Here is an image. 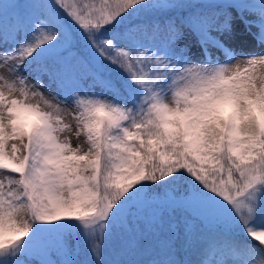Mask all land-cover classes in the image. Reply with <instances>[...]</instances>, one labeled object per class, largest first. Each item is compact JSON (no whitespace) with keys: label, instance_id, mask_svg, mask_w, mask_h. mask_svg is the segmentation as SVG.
<instances>
[{"label":"snow or ice","instance_id":"6c2138e0","mask_svg":"<svg viewBox=\"0 0 264 264\" xmlns=\"http://www.w3.org/2000/svg\"><path fill=\"white\" fill-rule=\"evenodd\" d=\"M252 42L264 0L0 3V264H264Z\"/></svg>","mask_w":264,"mask_h":264},{"label":"rangeland","instance_id":"374dc122","mask_svg":"<svg viewBox=\"0 0 264 264\" xmlns=\"http://www.w3.org/2000/svg\"><path fill=\"white\" fill-rule=\"evenodd\" d=\"M4 2H9V3H12V2H21V0H0V3H4ZM22 2H24V0H22ZM253 31L255 32L256 29H253ZM250 50L251 51H254V52L264 51V45H260L259 43L252 42V45H251V49ZM213 55L216 56V57H219L221 60L224 59L223 54L221 52H219V51L213 50ZM53 91H55V89H53ZM46 95H47V93H46ZM66 119H68L69 121H71V118L70 117H66ZM73 143H75V140H73ZM117 258H127V257H117ZM136 258L137 259H140V258H143V257L142 256H137Z\"/></svg>","mask_w":264,"mask_h":264},{"label":"trees","instance_id":"16d2710c","mask_svg":"<svg viewBox=\"0 0 264 264\" xmlns=\"http://www.w3.org/2000/svg\"><path fill=\"white\" fill-rule=\"evenodd\" d=\"M21 2H22V0H21Z\"/></svg>","mask_w":264,"mask_h":264}]
</instances>
